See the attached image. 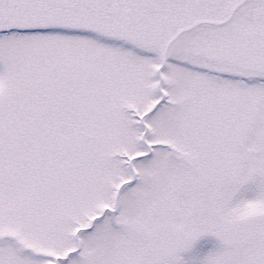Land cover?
Instances as JSON below:
<instances>
[{"label": "snow or ice", "instance_id": "snow-or-ice-1", "mask_svg": "<svg viewBox=\"0 0 264 264\" xmlns=\"http://www.w3.org/2000/svg\"><path fill=\"white\" fill-rule=\"evenodd\" d=\"M0 264H264V0H0Z\"/></svg>", "mask_w": 264, "mask_h": 264}]
</instances>
